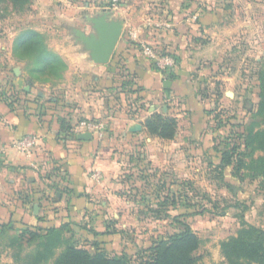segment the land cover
Listing matches in <instances>:
<instances>
[{
    "label": "rangeland",
    "instance_id": "obj_1",
    "mask_svg": "<svg viewBox=\"0 0 264 264\" xmlns=\"http://www.w3.org/2000/svg\"><path fill=\"white\" fill-rule=\"evenodd\" d=\"M159 1L0 0V96L10 105L22 107L21 103L57 98L59 86H65L70 92L66 100L71 109L81 104L93 107L91 103L102 108L103 115L98 118L73 115L70 126L73 130L81 121L105 123L102 142L110 150L112 162L117 164L113 181L117 184L119 200L107 208L98 204L92 211L81 207L80 214L73 216L68 209L70 205L66 211L59 208L55 213V209L51 210L57 215L67 214L63 224L68 223L72 228L67 236L80 247L94 252L92 243L97 242L109 257L124 256L137 263L149 255L148 251L154 244L180 233L182 227L179 222H185L201 240L195 253L196 264H227L221 250L223 242L236 236L244 223L264 230L262 178H254L253 172L247 168L237 171V163L234 168L221 167L220 159L221 151H228L235 144L240 146L238 153H243V137L247 128L262 119L256 117L262 91L260 77L264 73V27L261 20L252 31L255 33L253 39L244 35L238 45L231 47L235 51H231L233 56L229 60L218 62L192 56V66L186 73L204 106L201 131H196L195 125L190 123L184 97L164 88L163 100L156 103L159 114L178 120L177 137L172 142H160L156 137L137 133L132 136L131 143H126L122 130L114 129L112 122L105 117L106 113L118 114V108H110L108 103L120 102L122 95L126 99V113L130 116H135V110L140 107L148 114L147 107L153 99L132 94L130 86L123 92L103 91V95H96L93 72L72 71L67 77L69 67L59 55L63 65L54 72L42 73L36 65V57L18 47L20 36L33 30L40 34L41 42L49 51L54 52V44H57L64 45V48H77L75 51L80 52L79 45L81 51L88 54L74 31L79 25H85L89 31V19L102 15L104 11L110 12L112 20L126 22L122 15H133L135 20L140 17L145 3L155 5ZM127 29L123 32L124 37H131V29ZM246 32L252 34L250 30ZM146 45L159 58L173 59L174 66L162 71L156 62L142 54L140 48L143 58L173 84L172 80H177L181 71L180 61L171 53L163 54L155 46ZM127 80L135 81L133 78ZM29 84L31 89L25 92L24 88ZM40 92L46 98L39 96ZM71 138L76 140L72 131ZM147 138L152 141H147ZM111 155H108V160ZM261 155V152H256L254 157ZM250 161L249 157L245 158L246 163ZM49 177L50 174L45 173L41 179ZM61 178L66 179L67 175ZM164 184L166 188L161 190ZM174 193H177L179 211L160 205ZM52 195L56 199L54 192ZM204 209L207 212L200 215L178 217L188 211L199 213ZM51 224L52 221H46L42 226L48 228L53 226ZM13 227L14 230L0 238V264H29L28 256L34 247L24 243L21 251L18 247H9V244L18 231L33 226L15 223Z\"/></svg>",
    "mask_w": 264,
    "mask_h": 264
},
{
    "label": "crops",
    "instance_id": "obj_2",
    "mask_svg": "<svg viewBox=\"0 0 264 264\" xmlns=\"http://www.w3.org/2000/svg\"><path fill=\"white\" fill-rule=\"evenodd\" d=\"M259 2L160 0L155 5L145 3L140 17L135 20L133 15H122L126 21L124 33L126 28L131 29V37H124L123 34L116 50V60L121 55V59H125L123 65L126 63L134 70L137 69L138 82L145 88L139 95L144 99H153V103L148 104V114L140 107L135 110V116L126 113V99L123 95L119 97L120 102L108 103L110 108H118V114L113 116L106 113L105 117L112 122L114 129L122 130L126 143H131L132 136L136 135L130 133L131 127L136 124L143 125L140 133L147 136L145 122L142 120L150 117L153 109L154 113H159L156 102H161L166 93L163 88V81L166 80L164 75L160 77L149 70V61L143 58L136 45H153L163 54L171 53L180 61L181 71L177 80H172L170 91L184 97L190 123L195 125L196 131H201L204 106L186 73L192 66L191 58L196 56L218 62L229 60L233 56L231 51H235L231 47L238 45L244 35L253 39L255 33L252 31L259 26L260 20L264 27V0ZM129 9L132 7L129 6ZM77 28L88 31L85 25ZM249 30L252 32L250 35L246 32ZM54 46L53 51L69 67L67 77L72 71L93 72L96 83L94 94L101 95L103 91L123 92L111 88L118 73L113 65H95L79 45L77 47L80 52L75 51L77 48L74 47ZM58 89L59 97L46 98L40 92L39 96L46 99L21 103L22 107L10 105L0 96V145L10 147L13 142L27 136L38 139V144L28 154H20L9 148L6 155L0 158V228L15 223L43 228L46 221H52L51 225L59 227L65 222L67 214L62 212L61 217L55 213L60 209L66 211L68 205L73 216L80 214L81 207L92 211L98 204L107 208L119 200L117 184L113 181L117 164L112 162V155L106 149V143L102 142L103 139L98 140L93 136L91 141H80L76 136V140H73L65 138L61 133L60 119H66L71 124L73 115L98 118L103 115L102 108L91 103L93 107L81 104L71 109L66 100L70 92L65 86H59ZM147 141L152 139L147 138ZM108 155H111L110 160ZM96 171L100 173L101 181L93 179ZM45 173H49L50 177L42 180L41 176ZM64 174L67 175L66 179L61 178ZM53 192L56 199L52 197ZM53 209L55 213L51 211Z\"/></svg>",
    "mask_w": 264,
    "mask_h": 264
},
{
    "label": "trees",
    "instance_id": "obj_3",
    "mask_svg": "<svg viewBox=\"0 0 264 264\" xmlns=\"http://www.w3.org/2000/svg\"><path fill=\"white\" fill-rule=\"evenodd\" d=\"M129 38V37H128ZM19 40L18 47L27 54L36 57V65L42 73H49L58 70L63 61L56 53L49 51L41 42L39 33L33 30L25 31ZM131 40V39H130ZM140 51L141 46L136 45ZM141 53V52H140ZM115 53L111 65L114 66L115 76L111 88L126 90L130 86L132 94H139L145 88L138 82L139 75L137 69L134 70L126 63L121 55L116 60ZM120 58V60H119ZM124 59V60H123ZM149 70L160 77L163 73L149 65ZM264 73L261 74V93L260 103L256 117H261V121L253 122L246 131L244 138V152L238 153L240 146L236 144L228 151H221V167L234 168L236 170L247 168L253 172V177H261L264 183ZM128 78L135 81L128 82ZM191 96V95H189ZM197 96V95H196ZM6 101V100H5ZM4 101V102H5ZM7 102V101H6ZM61 133L65 138H71L72 127L66 119H60ZM178 120L159 113H153L145 121L144 127L147 135L156 137L164 141H172L178 133ZM249 150V153L247 151ZM256 152L262 155L255 158ZM251 159L250 163L245 162V158ZM166 184L161 186L165 190ZM177 193L167 196L160 203L161 206H168L171 211H179ZM207 212L205 209L199 213L186 212L180 214L179 218H188ZM182 231L154 244L149 249V255L142 257L137 263L131 262L126 257H109L100 249L97 242H93L94 252L80 247L67 236L72 228L67 223L59 227L52 226L42 228L39 226L24 227L18 231V235L12 237L9 247H18L24 250V243L29 247H34L33 253L28 256L29 264H196L198 259L195 257L196 251L201 245L198 235L185 222H179ZM13 224L2 225L0 228V238L7 232L14 230ZM96 235V234H95ZM59 250H62L58 253ZM222 255L227 264H264V230L256 226L244 223L237 235L231 237L221 245Z\"/></svg>",
    "mask_w": 264,
    "mask_h": 264
},
{
    "label": "water",
    "instance_id": "obj_4",
    "mask_svg": "<svg viewBox=\"0 0 264 264\" xmlns=\"http://www.w3.org/2000/svg\"><path fill=\"white\" fill-rule=\"evenodd\" d=\"M90 30L75 29L78 41L83 45L88 53L90 60L95 65L107 66L111 63L117 47L124 32V20L110 19V12L104 11L102 15L89 19ZM171 81H163V88L169 89ZM31 89L30 84L24 88L25 92ZM166 109V108H165ZM155 110L153 109L152 112ZM143 131L142 124H136L130 129V133L137 134ZM80 141H91V133H83L77 136Z\"/></svg>",
    "mask_w": 264,
    "mask_h": 264
},
{
    "label": "built area",
    "instance_id": "obj_5",
    "mask_svg": "<svg viewBox=\"0 0 264 264\" xmlns=\"http://www.w3.org/2000/svg\"><path fill=\"white\" fill-rule=\"evenodd\" d=\"M117 1V0H114ZM142 54L153 62H156L157 66L165 71L167 68L174 66V61L172 58L165 57L159 58L154 50H152L148 45H141ZM106 130V125L102 121H81L72 132L78 136L83 133H91L98 140H102L104 136V132ZM38 144L37 137L27 136L20 140H17L12 143L10 147H6L4 145H0V158L6 155V152L9 148L17 151L20 154H28L34 147ZM93 179L95 181H100L101 175L98 171H96L93 175Z\"/></svg>",
    "mask_w": 264,
    "mask_h": 264
}]
</instances>
